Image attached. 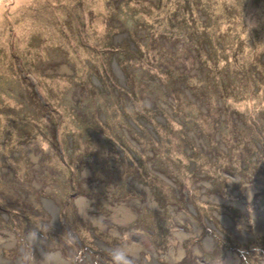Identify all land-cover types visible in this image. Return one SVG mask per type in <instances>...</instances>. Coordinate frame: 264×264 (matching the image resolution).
I'll return each mask as SVG.
<instances>
[{
    "label": "rangeland",
    "instance_id": "rangeland-1",
    "mask_svg": "<svg viewBox=\"0 0 264 264\" xmlns=\"http://www.w3.org/2000/svg\"><path fill=\"white\" fill-rule=\"evenodd\" d=\"M0 8L3 264H53L56 254L61 264H104L109 249L125 264L250 262L235 246L264 239V134L253 125L264 123V0H0ZM127 33L146 38L135 60ZM100 39L118 50L125 43L119 61L89 55ZM88 59L98 67H84ZM133 150L140 163H128ZM151 150L163 179L147 171ZM206 219L235 238L212 260L201 256L217 239Z\"/></svg>",
    "mask_w": 264,
    "mask_h": 264
},
{
    "label": "clouds",
    "instance_id": "clouds-1",
    "mask_svg": "<svg viewBox=\"0 0 264 264\" xmlns=\"http://www.w3.org/2000/svg\"><path fill=\"white\" fill-rule=\"evenodd\" d=\"M132 34H133V33H132ZM127 35H128L127 39L130 41V43L134 44V40L132 39V37L129 36V33H127ZM2 38H3V37H2ZM133 47H135V46H133ZM112 60H114V61H119L118 58H117L116 56H112ZM116 66L119 68V71L122 72V73H121V77H120V78L117 77L118 80H119V79L123 80V76H124V82H127V81H128V77H127V71H126V69H124L123 66H122L123 69H121L120 66H118L117 64H116ZM18 71H19V73H20V70H19V61H18ZM106 73H107V72H106ZM116 74H117V72H116ZM6 76H10V74L6 73ZM117 76H118V74H117ZM111 77H113V76H112V74L109 72V74H108V79L111 78ZM24 78H27V79H28V77H24ZM113 78H114V77H113ZM129 78H130V74H129ZM96 80H97V77H96ZM29 81H32L31 78H29ZM119 81H120V80H119ZM119 81H118V83H119ZM120 82H121V81H120ZM28 84H29V83H28ZM28 87H29V89L33 92V94H36V95H37V96L43 101V96H42L41 93L39 92V90H38V88H37V85H36L35 83H34V85H32V87H31L30 84H29ZM144 112H148V110L145 108V111H144ZM163 119H165V118H163ZM148 120H151V119H148ZM135 125H136V124H135ZM135 125H134V124L132 125L131 122L129 123V126H130L131 128H133V129L135 128ZM184 125H187V124H184ZM129 126H128V129H130ZM136 126H137V125H136ZM141 126H145V125H141ZM146 127H147V126H146ZM135 131H136V130H135ZM136 132H137V131H136ZM140 133H141V132H140ZM153 134H154V139H155L156 141H160V140H161V135L159 134V132L154 131ZM129 137H130V135L128 136V138H125L128 142L131 141ZM131 138H132V137H131ZM98 141L101 142L100 140H98ZM60 146H61V153H60V156H61L62 159L64 160L65 164H66V165H69V163L67 162V158L65 157V153H64V151H63V149H62V145H60ZM136 148H137L138 150H140L139 146L136 147ZM150 152L152 153V154H151V157L147 155V158H148L149 163H150L151 158H153V157L155 156V153H154L153 150H151ZM193 153H194L193 151H190V152H186V151H184V152H183V154H184L186 157H192V154H193ZM130 154H131L132 160H128V163H129V164H133V161H135V160L139 162V157H138V154L136 153L135 150L131 151ZM139 163H140V162H139ZM191 170H192V169H190V172H191ZM147 171H148V173H149L150 176H154V174H155V176H157L159 179H163V178H165V176H163V175H165L164 172L157 170V168L154 167V163H153V164L150 163L149 166L147 165ZM72 172H73V170H72ZM150 172H153L154 174H151ZM201 175H202V174H201ZM203 175H205V174L203 173ZM140 183H141V182H140ZM141 184H142L143 186H147V185H148V184H145V183H141ZM0 206H1V204H0ZM153 206H154V205H153ZM14 211H15V213H21L25 218H27V217L30 216V213H29V212H27L26 210H23V209H21V208H19V207H17V209H14ZM234 213H235L238 217L240 216V213H239V212L235 211ZM55 216H56V218H57V214H56V213H55ZM10 217H11V216H10ZM11 220L13 221L12 217H11ZM56 220H57V219H56ZM133 220H135V219H132L130 222L132 223ZM62 221H63V220H62ZM206 221L209 223V220H208V219H206ZM63 222H64V221H63ZM221 222H222V221H221ZM14 223H15V224H19L18 222H15V221H14ZM208 223H207V224H208ZM64 224H65V222H64ZM209 224H210V223H209ZM210 225H211V224H210ZM211 226H212L213 232L217 235V239H215V238H213V237L211 236V237L215 240V245H214V248H213V250H212V252H211L210 254H206V253H205L206 251H203V252H202L201 256H202V259H203V260H205V257H207V255H209V256H210V260H212L213 257H211V255L214 254V252H216L218 248H222L223 243H225V238H226V237L234 238V237L230 234V232L233 233V231L228 230V228L226 227V225L224 224V222H222V230H223L224 228H226V229L228 230L227 233H225L224 236H219V234L216 232V231H217L216 225H214V226L211 225ZM124 227H125V226H124ZM15 230H16L17 234L19 235L18 227H17V226H16ZM70 230H72L70 233L75 237V239L77 240V242L80 244L81 248L84 249L85 247H88L86 250H90V252H91V253H90V254H91V257L94 256V261H96L98 258H96V255H95V252H94V246H93L92 242H91V241L86 242V241L84 240V238L79 234V232L75 231V230L73 229L72 226L70 227ZM150 230L154 231L153 229H150ZM215 230H216V231H215ZM38 233H41V232H38ZM12 237H13V236L10 235L8 238H12ZM203 237H204V236H203ZM201 239H202V244H203V243H204V239H203V238H201ZM234 239H235V238H234ZM236 241H237V240H236ZM148 244H149L150 247L152 246L151 243H148ZM238 244H239V242L237 241V244H236L235 247H237ZM254 244H255L257 247H260L261 245L264 244V239H261V241H260V239L258 238V240H257ZM142 245H143L144 247L147 248V244H146V245L142 244ZM237 248H238V247H237ZM223 249H224V247H223ZM86 250H85V251H86ZM106 250H108V249H106ZM118 250H119L122 254L125 253V247H124V246H123V247H119ZM2 251H3V252H7V250H6L5 248H2V246H0V254L2 255L3 258H5L6 255H3V254L1 253ZM108 251H110V255H109V258L107 259L106 263H104V264H112L111 261H113L115 264H125V261L122 262L121 259H120V257L117 255V253L111 251L110 249H109ZM92 253H93V254H92ZM152 255H154V254L152 253ZM240 255L243 256L244 258H247V257H245L244 255H242L241 253H240ZM56 256L61 257L60 254H56ZM84 257H85V253L81 256L80 262H81V260H82ZM247 259H248V261H250L251 263H253V264H257L256 262H254V260H251V259H249V258H247ZM250 262H247V264H250ZM88 263H91V264H92L91 259H90V261H89ZM224 263H226V262H224ZM226 264H228V263H226ZM242 264H245V263L242 262Z\"/></svg>",
    "mask_w": 264,
    "mask_h": 264
},
{
    "label": "trees",
    "instance_id": "trees-1",
    "mask_svg": "<svg viewBox=\"0 0 264 264\" xmlns=\"http://www.w3.org/2000/svg\"><path fill=\"white\" fill-rule=\"evenodd\" d=\"M184 1V0H183ZM206 13L207 12H204V15H206ZM172 17H173V19L176 21V23L175 24H180L181 26H183V23H182V18H183V16H181V12H180V10H174V12H173V15H172ZM207 18H208V16L206 15V19L205 20H203V19H201V17H199L198 19L200 20V23H204L205 24V22L207 21ZM196 23H198V22H196ZM203 24V25H204ZM183 29V27L180 29V31ZM202 29H203V26H202ZM202 29H200L199 30V32L197 33V37H200L201 38V40L203 41L204 40V38H203V36L201 35V31H202ZM137 36V33L136 34H134L133 33V35H132V39L134 40V49L132 48V49H130V48H128V55H129V57H130V59H136L137 58V56L139 55V54H141L142 52H139L140 51V48H139V46H138V44L140 43V42H143L146 38H143V37H141V38H138V37H136ZM195 39H197V38H195ZM112 40V39H111ZM105 42L106 41H104V42H102L101 41V39L99 40V43H101V44H94V46H88V47H86L85 49H87L88 51H91L90 53H89V55H92V56H95V59H96V61H97V57H98V54H99V56H100V58H101V60H107V59H110V61L112 60V56H116L117 58H118V55H117V52L118 51H121V50H123V49H125L126 48V46H125V43H124V45H123V49L120 47V50H118L119 49V47H116V46H110V48H109V46H104V44H105ZM109 42H107V44H108ZM117 46H119L118 45V43L116 44ZM104 49V50H100V49ZM205 49H206V51H209V49L205 46ZM133 51H135V52H133ZM114 52V53H113ZM125 56V55H124ZM123 56V57H124ZM142 59H144V58H142ZM108 61V60H107ZM110 61L108 62V63H110ZM152 62H153V60H152ZM151 65H153V64H151ZM88 66H90V67H98V64L96 63V62H92V60L91 59H88V61H87V63H86V66H84V67H88ZM160 71L162 72V73H165V70H167L166 68H167V66H161L160 65ZM153 68H155L156 69V71H157V68L156 67H153V66H151V69L153 70ZM107 72V71H106ZM111 73V72H110ZM171 73V75H174V71H171L170 72ZM179 73V72H178ZM167 74H168V72H167ZM179 76L180 75H175V78H179ZM160 83H161V80H160ZM157 84V83H156ZM157 85H159V84H157ZM160 86V85H159ZM250 117V116H249ZM251 118V117H250ZM255 121H258V119H254ZM255 127H256V131L258 132H260V133H262V131H263V134H264V123L262 124L261 122H257L256 124H253Z\"/></svg>",
    "mask_w": 264,
    "mask_h": 264
},
{
    "label": "bare ground",
    "instance_id": "bare-ground-1",
    "mask_svg": "<svg viewBox=\"0 0 264 264\" xmlns=\"http://www.w3.org/2000/svg\"><path fill=\"white\" fill-rule=\"evenodd\" d=\"M25 1V0H24ZM17 9H21L23 10L24 9V5L20 2V3H17L14 5L13 8L10 9V12L12 13H15L17 11ZM1 10V8H0ZM2 21L1 19V11H0V22ZM96 80V78H95ZM97 82V80H96ZM54 220H56V216H54ZM229 225V224H228ZM137 239L140 240L139 236H137ZM211 241H212V238H208L206 241H205V245L207 247H210L211 246ZM43 240L40 239V243L37 244L40 248V250H42V245L43 244ZM0 243H2V241H0ZM2 244H0L1 246ZM242 245V244H241ZM240 245V243L238 244V249L242 252V254L251 259V260H254V262H256L257 264H261V261H264V244L261 245L260 247H257L255 244H252L253 245V248H249V245L248 244H245L243 247H244V250H242V246ZM143 246V245H142ZM206 254H210L211 252L209 250H206L205 252ZM54 256V260L55 262H53V264H61V262H63L58 256L56 255H53ZM230 257V256H229ZM3 257L2 255L0 254V264H3L4 262L7 261V259H4L2 260ZM49 258H47L48 260ZM44 261V259L41 260V263ZM264 264V263H263Z\"/></svg>",
    "mask_w": 264,
    "mask_h": 264
}]
</instances>
